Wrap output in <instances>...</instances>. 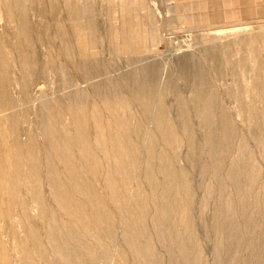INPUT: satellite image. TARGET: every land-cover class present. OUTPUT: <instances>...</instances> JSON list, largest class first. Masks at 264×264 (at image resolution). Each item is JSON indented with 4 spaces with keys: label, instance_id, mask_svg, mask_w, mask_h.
Wrapping results in <instances>:
<instances>
[{
    "label": "rangeland",
    "instance_id": "rangeland-1",
    "mask_svg": "<svg viewBox=\"0 0 264 264\" xmlns=\"http://www.w3.org/2000/svg\"><path fill=\"white\" fill-rule=\"evenodd\" d=\"M128 1L19 0L30 9L10 16L16 1L0 0L13 124L0 130V233L19 264H264V94L256 107L245 93L252 78L264 87V0ZM23 21L37 37L22 46ZM144 89L155 112L134 96ZM194 98L205 111H189ZM105 99L119 102L116 121ZM10 258L1 242L0 264Z\"/></svg>",
    "mask_w": 264,
    "mask_h": 264
},
{
    "label": "bare ground",
    "instance_id": "bare-ground-1",
    "mask_svg": "<svg viewBox=\"0 0 264 264\" xmlns=\"http://www.w3.org/2000/svg\"><path fill=\"white\" fill-rule=\"evenodd\" d=\"M16 2H13V3H9V5L7 6V13H9V15L10 16H16L17 14H21L22 15V13H24V11H25V13H27L28 12V10L30 9L29 7H27L26 5H23V4H21L20 2H18L19 0H15ZM62 1V0H61ZM128 1V0H127ZM137 1V0H136ZM139 1V0H138ZM143 1V0H142ZM141 1V2H142ZM82 2V1H81ZM124 2V1H123ZM128 2H130V1H128ZM61 3V2H60ZM71 3H72V1H71ZM139 3V2H138ZM144 3H145V1H144ZM124 4V3H123ZM128 4V3H127ZM126 4V5H127ZM71 5H73V4H71ZM75 5V4H74ZM73 5V6H74ZM141 5V4H140ZM143 5H145V4H143ZM39 6V5H38ZM38 6L36 7V10H37V8H38ZM72 6V7H73ZM120 6V5H119ZM124 6V5H123ZM128 6H129V4H128ZM127 6V7H128ZM232 6V5H231ZM230 6V7H231ZM27 7V8H26ZM53 7V6H52ZM69 7H71L70 5H69ZM88 7H90V6H88ZM122 7V6H121ZM44 9V8H43ZM56 9V8H55ZM84 10V9H83ZM38 11H39V8H38ZM42 12V11H41ZM84 12V11H83ZM121 12V11H120ZM40 13V12H39ZM54 13V12H53ZM59 13V12H58ZM93 14H94V12H93ZM118 15H119V13H117ZM158 14V13H157ZM54 15H56V13L54 14ZM53 15V16H54ZM71 15V14H70ZM122 15H123V13H122ZM43 16V15H42ZM42 16H40V17H42ZM48 16H49V14H48ZM119 16H121V15H119ZM230 16V15H229ZM238 16V15H237ZM237 16H235L236 18H237ZM72 17V16H71ZM76 17H78V16H75V18ZM89 16H88V14L86 13V14H84L83 13V18H88ZM116 17H117V15H116ZM232 17H234V16H232ZM44 18H46L45 16H44ZM74 18V17H73ZM118 18H120V17H118ZM117 18V19H118ZM127 18H128V16H127ZM79 19V18H78ZM126 19V18H125ZM238 19V18H237ZM236 19V20H237ZM94 20V19H93ZM114 20V19H113ZM236 20H234V21H236ZM53 20H51L50 21V23L52 22ZM67 21V20H66ZM71 21V20H70ZM73 21V20H72ZM79 21V20H78ZM87 21V20H86ZM117 21V20H116ZM126 21H128V19L126 20ZM233 21V20H232ZM95 22V21H94ZM15 23V28H16V32H17V37L18 38H20V40L18 41V44L17 45H24V44H26V45H28L29 44V42H30V40H36V37L37 36H35L34 38H31V37H25V39H24V36H25V31L27 30V28H29L30 29V27H29V25H27V23L26 22H21V23H16V22H14ZM59 23H61V22H59ZM88 21H87V25H88ZM110 23V22H109ZM108 23V24H109ZM40 24H42V26L43 25H45L46 24V22H45V24L44 23H40ZM55 24H56V22H55ZM73 24V23H72ZM83 24V23H82ZM118 24V23H117ZM116 24V25H117ZM122 24H124V22L122 23ZM51 25H53L54 26V24H52L51 23ZM79 25V24H78ZM90 25V24H89ZM113 25H115V24H113ZM115 25V26H116ZM142 25V24H141ZM41 26V25H40ZM59 26H61V25H59ZM85 25L83 24V27H84ZM45 27H47L46 25H45ZM51 27V26H50ZM64 27V26H63ZM81 27V26H80ZM111 27V26H110ZM113 27V26H112ZM111 27V28H112ZM54 28V27H53ZM52 28V29H53ZM67 28H68V23H67ZM116 28H117V26H116ZM122 28V27H121ZM2 29V28H1ZM49 29H51V28H49ZM69 29H70V26H69ZM73 29V28H72ZM79 29V28H78ZM83 29V28H82ZM81 29V30H82ZM84 29H86V27L84 28ZM82 30V31H85V30ZM114 29V28H113ZM138 29V28H137ZM263 29V28H262ZM261 29V30H262ZM43 30H45L44 28H43ZM117 30H119V29H117ZM116 30V31H117ZM123 30V29H122ZM132 30H133V28H132ZM139 30V29H138ZM233 30V29H232ZM264 30V29H263ZM53 31V30H52ZM51 31V33H52V35L53 34H55L54 32H52ZM72 32H74L75 33V31L74 30H71ZM91 31V30H90ZM134 31V30H133ZM132 31V32H133ZM142 31V30H141ZM48 32V31H47ZM69 32V31H68ZM78 32V31H77ZM79 32H80V30H79ZM95 32V31H94ZM123 32V31H122ZM260 32V31H259ZM41 33V32H40ZM145 33V32H144ZM247 33H249V32H247ZM246 33V34H247ZM50 34V33H49ZM67 34V33H66ZM77 34V33H76ZM75 34V35H76ZM80 34V33H79ZM83 34H85V33H83ZM116 34H117V32H116ZM119 34V33H118ZM133 34V33H132ZM253 34V33H252ZM28 35H31L30 33H28ZM78 35V34H77ZM77 35L76 36H74V34L70 37L72 40L74 39V38H76L77 37ZM81 35H82V33H81ZM142 35H143V32H142ZM142 35H140L141 37H142ZM41 36V35H40ZM56 36V35H55ZM73 36H74V38H73ZM86 36V35H85ZM134 36V35H133ZM132 36V37H133ZM254 36V35H253ZM44 37H46V36H44ZM67 37V36H66ZM93 37V36H92ZM94 37H97L96 35L94 36ZM256 36H254V38H255ZM47 39H49V37L47 36L46 37ZM64 38V37H63ZM68 38V37H67ZM55 39V38H54ZM76 39H78V37L76 38ZM114 39H116V38H114ZM119 39V38H118ZM46 40V39H45ZM81 40V39H80ZM87 40H91V36L88 34V38L87 39H84V41L86 42ZM117 40V39H116ZM116 40H114L116 43H118ZM256 40V39H255ZM37 41H42L43 42V37H41L39 40L37 39ZM74 41V40H73ZM96 41V40H95ZM138 41V40H137ZM141 41H142V38H141ZM58 42V41H57ZM66 42V41H65ZM69 42V41H68ZM71 42V41H70ZM69 42V43H70ZM76 42H78V41H76ZM76 42H73V43H76ZM119 42H121V41H119ZM83 43V42H82ZM138 43V42H137ZM251 43H253V41L251 42L250 40L248 41V44H249V46L251 45ZM68 44V43H67ZM70 44H72V43H70ZM80 43H78V45H79ZM91 44V43H90ZM22 45V46H23ZM25 45V46H26ZM82 45V44H81ZM86 45H87V43H86ZM67 46V45H66ZM247 46V45H246ZM248 46V47H249ZM17 48H19V46L17 47ZM24 48V47H23ZM223 50V49H222ZM224 53V52H223ZM249 53V52H248ZM251 53V52H250ZM250 55V54H249ZM213 57V56H212ZM13 60V59H12ZM210 60V59H209ZM17 61V62H16ZM25 62H28V55H24L23 53H21V54H19L17 57H16V60H15V62H14V64H18V65H23ZM209 63V62H208ZM12 65H13V63H12ZM14 67H15V69L17 70V72H22V74L23 75H20L21 76V78H22V85H25V83H27L26 81V79H28L29 77V75L27 74V71L24 69V68H22V69H19V67L17 68V66L16 65H14ZM27 67V66H26ZM39 68V67H38ZM41 68V67H40ZM41 70V69H40ZM252 70H253V68H252ZM218 72V71H217ZM15 73V72H14ZM39 73V72H38ZM12 74V73H11ZM42 74V72L40 73V75ZM44 75V74H43ZM16 76V75H15ZM31 76V75H30ZM38 76V75H37ZM42 76V75H41ZM40 76V77H41ZM28 77V78H27ZM35 77H36V75H35ZM34 77V78H35ZM45 77V76H44ZM47 77V76H46ZM18 79H19V77H18ZM40 79V78H39ZM42 79V78H41ZM40 79V80H41ZM253 79V78H252ZM252 79H251V81L250 82H248V87H245V93L246 94H249L250 95V97H254V99H256L257 98V96L258 95H260V93L261 94H264V87H261L259 84H258V80H256V81H254V79H253V81H252ZM257 79V78H256ZM21 80V79H20ZM31 80V79H30ZM49 80V79H48ZM261 80V79H260ZM18 81V80H17ZM42 81V80H41ZM50 81V80H49ZM23 82H24V84H23ZM33 82V81H32ZM36 82V81H35ZM34 82V83H35ZM46 82H48L47 80H46ZM231 82V81H230ZM236 82V81H235ZM12 83V80L10 79V78H8V77H6L5 75H4V73L0 70V91H4L3 93H1L0 92V130H2V129H6V133H8L9 131L11 132L12 131V125L13 124H10L11 123V121L12 120H10V119H8L7 118V113H8V111H10V108H11V106H12V99H11V97L9 96V95H6V92H5V90L6 89H8L9 88V86H10V84ZM43 83H45L44 81H43ZM238 85V84H237ZM14 86V85H13ZM230 86V85H229ZM232 87H234L235 88V86H232ZM233 89V88H232ZM247 89V90H246ZM222 90V89H221ZM242 90V89H241ZM244 91V90H243ZM242 91V92H243ZM236 92V91H235ZM234 92V93H235ZM236 94V93H235ZM40 95V94H39ZM230 95V94H229ZM134 96L136 97V98H138L139 99V101H138V104L140 105V107H141V109L143 110V112L144 113H150V112H155L156 110H157V108H158V100H157V97L155 96V94H154V91L152 92H150V91H146L145 89L142 91H140V92H136L135 94H134ZM243 96H244V94H243ZM17 97H18V94H17ZM242 97V96H241ZM43 98V97H42ZM249 98V97H248ZM248 98H246V100L248 99ZM260 99H261V96H260ZM44 100V99H43ZM244 100V99H243ZM245 100V101H246ZM103 101V100H102ZM256 101V103H255V105H256V107L259 105V104H261V102L258 100V99H256L255 100ZM96 102V101H95ZM262 102H263V100H262ZM94 103V102H93ZM119 102L117 101V100H108V99H105L104 101H103V103H102V105H103V108H104V111L106 112V113H108V114H111V119L109 118V121L110 120H112V121H116V118H114V112L118 109V107H119V105L120 104H118ZM209 103V102H208ZM214 103H216L215 101H214ZM243 103V102H242ZM250 103V102H249ZM249 103H248V105H249ZM252 103V102H251ZM89 104V103H88ZM239 104V103H238ZM228 105V104H227ZM216 106V105H215ZM236 106H238L237 104H236ZM245 106H246V104H245ZM253 106V105H252ZM262 106H263V104H262ZM51 107H55V106H51ZM214 107V106H213ZM99 108H101V107H99ZM237 108V107H236ZM239 108H241V107H239ZM89 109V108H88ZM88 109H87V111H88ZM207 109V108H206ZM235 109V108H234ZM258 109V108H257ZM53 110V109H52ZM69 112H71L72 113V108H68L67 109ZM208 110V109H207ZM12 111V110H11ZM159 111V110H158ZM190 112H195V113H199V112H203V111H205V108H204V102L202 101V100H200L199 98H194L193 100H192V108H191V110H189ZM258 111V110H257ZM32 112V111H31ZM103 112V111H102ZM138 112V111H137ZM20 113V112H19ZM18 113V114H19ZM25 113V112H24ZM74 113V112H73ZM72 113V114H73ZM173 113V112H172ZM26 114H28V113H26ZM66 114V113H65ZM29 116V115H28ZM18 117H20V116H18ZM37 117H39V116H37ZM48 117V116H47ZM105 117V116H104ZM139 117V116H138ZM28 118H30V117H28ZM54 118V117H53ZM163 119L161 116H157L156 118H152V117H150V119L152 120V121H156V125L158 126V124L160 125V123H161V121H157L158 119ZM25 119V118H24ZM108 119V118H107ZM20 119H18V121H19ZM26 120H27V118H26ZM87 120V119H86ZM140 120V122H142L141 121V119H139ZM42 121V120H41ZM88 121V120H87ZM23 122V121H22ZM25 122V121H24ZM81 122V121H80ZM89 122V121H88ZM95 124V123H94ZM22 125V124H21ZM24 125H25V123H24ZM66 125V124H65ZM143 125H144V123H143ZM101 126H103V125H101ZM145 126H147V125H145ZM145 126H143V127H145ZM26 127V126H25ZM89 127V126H88ZM113 127V126H112ZM91 128V127H90ZM103 128H105V127H103ZM117 128V127H116ZM132 128V127H131ZM25 129V128H24ZM102 129V128H101ZM71 130V129H70ZM103 130V129H102ZM151 130H152V128H151ZM150 130V131H151ZM3 131V130H2ZM38 131V130H37ZM79 131V130H78ZM111 131V130H110ZM113 131V130H112ZM171 131V130H170ZM71 132V131H70ZM51 133V132H50ZM99 133V132H98ZM110 133V132H109ZM154 133V132H153ZM52 134V133H51ZM71 134V133H70ZM115 134V133H114ZM114 134H113V136H114ZM92 135V134H91ZM104 135V134H103ZM89 136H90V134H89ZM147 136H149V135H147ZM165 136H168L167 134H165ZM104 137V136H103ZM207 137V136H206ZM72 138V137H71ZM90 138H92V137H90ZM89 138V139H90ZM105 138V137H104ZM114 138H115V136H114ZM61 139V138H60ZM116 139V138H115ZM151 139V138H150ZM41 141V140H40ZM53 141V140H52ZM85 141H86V139H85ZM91 141V140H90ZM145 141V140H144ZM87 142V141H86ZM110 142V141H109ZM116 142H118V141H116ZM207 142H208V140H207ZM81 143V142H80ZM210 143V142H209ZM261 143V142H260ZM22 144V143H21ZM41 143H39L38 145H40ZM85 144V143H84ZM90 144H92V143H90ZM93 145V144H92ZM258 145H259V143H258ZM263 145V147H264V144H262ZM14 147H15V153H16V155H17V159H20L21 157H22V154L23 153H21V151H20V149L19 148H17L18 147V144L17 143H14ZM61 147H62V145H61ZM65 147V146H64ZM74 147V146H73ZM77 147V146H76ZM138 147V146H137ZM262 147V148H263ZM23 148V147H22ZM89 148V147H88ZM98 148V147H97ZM119 148V147H118ZM45 149H47V147H45ZM67 149V148H66ZM78 149V148H77ZM68 150V149H67ZM91 150V149H90ZM93 150V149H92ZM140 150V149H139ZM142 150V149H141ZM193 150V149H192ZM157 151V150H156ZM259 151H261V149L259 150ZM258 151V152H259ZM143 152V151H142ZM73 153H75V152H73ZM107 153V152H106ZM260 153V152H259ZM262 153H264V148H263V151H262ZM94 154V153H93ZM96 154V153H95ZM94 154V155H95ZM142 154V153H141ZM154 154H156V153H154ZM50 155V154H49ZM96 156V155H95ZM98 156V155H97ZM96 156V157H97ZM130 156V155H129ZM138 156V155H137ZM99 157V156H98ZM97 157V158H98ZM108 157V156H107ZM145 157V156H144ZM118 158V157H117ZM59 159V158H58ZM70 159V158H69ZM101 159V158H100ZM142 159H143V157H142ZM142 159H141V161H142ZM42 160V159H41ZM148 160V159H147ZM22 161H23V159H22ZM140 161V160H139ZM40 162H42V161H40ZM74 162V161H73ZM109 162H110V160H109ZM156 162V161H155ZM160 162V161H159ZM165 162V161H164ZM54 163V162H53ZM102 163V162H101ZM100 163V164H101ZM142 165H143V163H141ZM149 164V163H148ZM161 164V163H160ZM106 165V164H105ZM112 165V164H111ZM154 166H155V164H153ZM13 166L14 167H16L17 166V161H14V164H13ZM55 166V165H54ZM110 166V165H109ZM126 166V165H125ZM130 166V165H129ZM153 166V167H154ZM167 166V165H166ZM24 169H26L27 170V177H28V182L30 183V182H32V181H35V180H38V177L36 176V173H35V171H34V169H32L31 168V166H29V168L27 169L26 167H28L27 165L25 166L24 165ZM148 167H150V166H148ZM152 167V168H153ZM169 167V166H168ZM109 168V167H108ZM163 168V167H162ZM153 169H155V168H153ZM59 170H62V169H59ZM25 171V170H24ZM51 171V170H50ZM109 171V170H108ZM125 171V170H124ZM141 171H143L142 169H141ZM43 172V171H42ZM169 172V171H168ZM171 172V171H170ZM24 173V172H23ZM149 173V172H148ZM152 173H154V171L152 172ZM103 174V173H102ZM155 174V173H154ZM157 174V173H156ZM65 175V174H64ZM110 175V174H109ZM141 175V174H140ZM23 176V175H22ZM85 176V175H84ZM90 176V175H89ZM142 176V175H141ZM155 176V175H154ZM101 177H103V176H101ZM129 178V177H128ZM5 179H7V178H5ZM43 179H44V177H43ZM90 179V178H89ZM140 179H141V177H140ZM155 179V178H154ZM64 180H66V179H64ZM43 181V180H42ZM159 181V180H158ZM7 182H8V180H7ZM38 182V184H39V180L37 181ZM52 182V181H51ZM141 182V181H140ZM139 182V183H140ZM23 183V182H22ZM130 183V182H129ZM7 184V183H6ZM44 184V183H43ZM88 186V185H87ZM140 186V185H139ZM20 187V186H19ZM21 187H22V184H21ZM20 187V188H21ZM143 187V186H142ZM141 187V188H142ZM144 188V187H143ZM177 188V187H176ZM8 189V188H7ZM46 190V189H45ZM143 190H146V189H143ZM175 190V189H174ZM248 190V189H247ZM156 191V190H155ZM120 192H122V191H120ZM156 192H158V191H156ZM116 193V192H115ZM123 193V192H122ZM139 193V192H138ZM147 193V192H146ZM177 193V192H176ZM47 194V193H46ZM72 194V193H71ZM121 194V193H120ZM155 194H157V193H155ZM123 195H124V193H123ZM188 195V194H187ZM6 196V195H5ZM74 197V196H73ZM179 197V196H178ZM182 197V196H181ZM47 198V197H46ZM104 198V197H103ZM76 199V198H75ZM118 199V198H117ZM157 199V198H156ZM237 199V198H236ZM46 200V199H45ZM77 200V199H76ZM80 200V199H79ZM162 201V200H161ZM47 202V201H46ZM79 202V201H78ZM107 202V201H106ZM106 202H105V204H106ZM147 202V201H146ZM163 202V201H162ZM83 203V202H82ZM185 203V202H184ZM46 204V203H45ZM129 204V203H128ZM128 204H126V205H128ZM130 205V204H129ZM133 205V204H132ZM148 207H149V205H147ZM94 207V206H93ZM147 207V208H148ZM182 207V206H181ZM16 208V207H15ZM133 208V207H132ZM157 208V207H156ZM107 209V208H106ZM112 209V208H111ZM119 209V208H118ZM102 210V209H101ZM133 210V209H132ZM131 210V211H132ZM15 211H16V209H15ZM34 211V210H33ZM41 211H42V209H41ZM40 211V212H41ZM88 212V211H87ZM86 212V213H87ZM157 212V211H156ZM31 213V212H30ZM42 213H43V211H42ZM55 213V212H54ZM63 213L64 214H67V212H65V210H63ZM80 213V212H79ZM112 213V212H111ZM68 215V214H67ZM113 214H111V216H112ZM115 215V214H114ZM119 215V214H118ZM15 216V215H14ZM35 217V216H34ZM38 217V222H40V221H43L42 220V216L41 215H38L37 216ZM40 217H41V220H40ZM114 217V216H113ZM114 219H116V218H114ZM124 219V218H123ZM128 219V218H127ZM5 219L2 217V213H1V211H0V229H2V228H4L5 227V225H6V223H5V221H4ZM57 220V219H56ZM61 220V219H60ZM126 220V219H125ZM165 220V219H164ZM90 221V220H89ZM131 221V220H130ZM36 222V221H35ZM65 223H67V222H65ZM116 223V222H115ZM131 223V222H130ZM86 224V223H85ZM156 224V223H155ZM160 224V223H159ZM105 225V224H104ZM130 225V224H129ZM39 227H41V223H40V225H39ZM42 227H43V225H42ZM35 228H36V226H35ZM76 228V227H75ZM113 228V227H112ZM129 228V227H128ZM127 228V229H128ZM140 228V227H139ZM69 229V228H68ZM18 231V230H17ZM78 232V231H77ZM103 232V231H102ZM105 232V231H104ZM133 232V231H132ZM6 233V232H5ZM91 233H92V231H91ZM21 234V233H20ZM87 234V233H86ZM97 234V233H96ZM25 235V234H24ZM128 235V234H127ZM63 236V235H62ZM27 238V237H26ZM49 238H51V237H49ZM135 238V237H134ZM135 240V239H134ZM49 241H50V239H49ZM136 241V240H135ZM2 242V244L3 245H5L6 246V248H7V250H8V252H9V254H10V256H11V258L13 259V260H10V261H13V264H19L18 263V253H17V244L15 243L14 244V242L12 241V238H11V236L9 235V234H7V235H2L1 233H0V243ZM126 242V241H125ZM49 244V243H48ZM123 245V244H122ZM24 246V245H23ZM146 247V246H145ZM130 249V248H129ZM149 249V248H148ZM42 256V255H41ZM40 256V257H41ZM35 257V259H36V256H34ZM10 258V259H11ZM145 258V257H144ZM140 261H141V259H140ZM37 262V261H36ZM11 263V262H10ZM38 263V262H37ZM151 264V263H150Z\"/></svg>",
    "mask_w": 264,
    "mask_h": 264
}]
</instances>
